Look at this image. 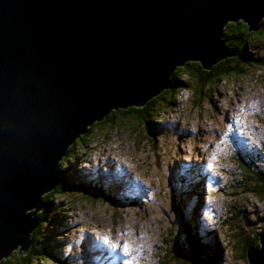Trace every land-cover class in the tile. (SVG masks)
<instances>
[{"label":"water","instance_id":"95a60500","mask_svg":"<svg viewBox=\"0 0 264 264\" xmlns=\"http://www.w3.org/2000/svg\"><path fill=\"white\" fill-rule=\"evenodd\" d=\"M263 16L264 0H0V258L27 251L39 196L59 195L57 163L89 125L177 87L185 60L233 55L218 27ZM260 258L264 234L246 264Z\"/></svg>","mask_w":264,"mask_h":264},{"label":"rangeland","instance_id":"374dc122","mask_svg":"<svg viewBox=\"0 0 264 264\" xmlns=\"http://www.w3.org/2000/svg\"><path fill=\"white\" fill-rule=\"evenodd\" d=\"M222 41L220 44L223 47L226 46L225 50L227 47H231L223 38ZM186 62L188 60H185L183 64ZM244 65L248 66V63L245 62ZM208 94L210 93L208 92ZM153 96L155 95L150 97ZM186 96L187 94H183L179 98L183 99ZM245 97L252 98L255 106V110L247 113L248 124L256 125L250 126L256 133L251 135L250 144L246 149L249 151L258 148L257 142L261 137L264 140V68L260 67H250L248 73L240 79L221 81L216 97H212V104L207 100L201 107L196 108L192 96H189L183 103H179V106L173 109L164 121L159 122L158 132H162V135L156 138L155 148L149 145L146 140H142L143 137L140 135L142 128L135 125L133 128L129 126L122 129L110 128L109 133L107 131L105 136L92 138L91 142L86 145L88 153L72 162L74 166L81 171H88L95 167L100 160L103 163V171L101 170L98 177L109 188L110 174L109 171H105L109 168L107 164L110 162L109 159L112 160L111 157L115 156L125 159L138 174L150 183L146 186L157 198V202L153 203L154 197H147L148 191H136L133 186H129L127 191L133 194L134 198L138 196L143 201L136 204L123 202L119 206L111 204L114 209L103 203L106 200H101L102 202H99V199L90 201L91 194H98L90 188L84 189V198L73 197L72 201L63 199L67 204L66 221H68V224L65 221V242L75 246L67 255V264H89V257L80 253L76 240L82 239L83 233L96 230L107 231L109 226H114L112 222L116 224V228H121V224L124 223L123 227L129 229L135 249L134 264H200L198 258L205 257L201 236L195 235L190 230L180 236H176L177 232H174L172 236H167V220L171 219L173 225L177 224V226V221L185 222L186 209L179 202V196L176 195L172 180L168 181V174L172 173L170 170L172 163L182 157L183 153L200 152L206 144L217 138V132L223 123L224 110ZM136 106L142 105L137 104ZM257 118L258 121L255 122ZM168 122H171L169 127L166 126ZM248 132L250 131L248 130ZM223 145V142L219 140L215 166L221 168L226 165L230 177L228 179L229 186L223 194H216L218 203L212 207L213 210L228 213L221 217L222 231L219 233V240L220 246L223 247V255L222 260L220 259L217 264L231 262L228 246L230 240H226V237L230 238L232 233H239L240 236L241 232L242 235L243 233L246 235V219L249 217L250 220H256L260 215L264 216V206L261 210L257 198L238 190L239 169L234 157L227 161L228 150L224 149ZM257 157L261 160L257 161L259 167L264 169V156L257 155ZM83 161L88 162L81 164ZM247 161L249 160H244V162ZM223 177L225 180L226 175L223 174ZM181 192L182 201L187 200L186 202H188V199H192L194 196L193 191L184 192L182 190ZM234 193H237L241 199L238 209H234L236 215H234V211L230 213L233 208L229 204L234 198ZM200 204L199 201L197 206L199 207ZM246 211L248 213L245 219ZM26 212L30 213V209H26ZM247 226L250 225L247 223ZM97 227L99 228L96 229ZM173 229L174 227H172V231ZM198 231L201 233L200 230ZM205 241H210V239H204L203 242ZM190 242H195L197 246L190 248ZM181 248V260L177 261L173 256L174 250L181 251ZM262 259L260 258V262Z\"/></svg>","mask_w":264,"mask_h":264},{"label":"trees","instance_id":"16d2710c","mask_svg":"<svg viewBox=\"0 0 264 264\" xmlns=\"http://www.w3.org/2000/svg\"><path fill=\"white\" fill-rule=\"evenodd\" d=\"M258 25L260 28L257 30H244V22L229 21L222 26V30H219L218 27L221 38L231 46L227 48L233 50L234 55L218 61L206 70H201L198 61H188L177 66L170 75L176 81L177 87L162 88L158 93L152 94L155 96H147L146 102L142 106L135 105L113 109L100 121H95L89 125L84 133L76 137L57 163L56 171L59 178L56 184L59 195L45 198V193H41L39 196L43 205L37 215V225L31 234L32 243L30 247L26 252L22 249H13L8 255L0 258V264H66L64 263L65 259L59 255V249L63 243L61 236H64L66 221V204L63 199L65 201L67 199L72 200L69 196L74 195V193L79 195L78 197H83L86 188L93 189L98 193L91 194L89 200L101 198L100 195L104 193L100 187L96 186L90 179L85 178V175L72 164L78 157L88 153L87 142H91L94 137L105 136L107 131L109 133L110 128L122 129L128 126L133 128L135 125L142 128L140 131L142 140H146L149 145L155 148L157 141H155L154 130L160 124L159 122L164 120L175 108L178 97L181 98L183 94H187V97L192 96L194 106L196 108L201 107L207 100L212 101L210 92L214 91L215 93L223 79H240L247 74L246 72L250 67L264 68V28H262L264 18H261ZM257 48L263 50L260 56L255 55L254 50ZM245 62L248 63V66L244 65ZM185 73L188 77H183ZM257 161L261 160L236 162L239 169L238 190L254 196L260 202L258 204L264 206V169L259 167ZM177 195L179 202L182 203L180 192ZM102 197H104L103 194ZM59 198L61 199L59 200ZM107 201L112 202L110 196ZM240 201V196L238 197L237 193H234V198L229 203L233 208L230 213L234 209H238ZM260 209L263 210V208ZM247 213L246 211L244 214L245 219ZM234 215H236L235 211ZM196 218L194 211L189 214L188 218L185 217L186 220L193 221V224H186L184 232L187 233L190 230L195 235L201 236L205 257L198 258L200 264H217L220 259L222 260L223 255V250L217 242V234L212 230H204L201 225L197 224ZM259 219L261 222L256 224L249 218L246 219L250 225L246 227V230L250 231V233L247 232V236L242 235L241 232L240 236L239 233H232L230 238L226 237V240H230L228 246L232 264H246L247 248L259 247L260 235L264 234V216L260 215ZM204 239H210V241L203 242ZM59 241L62 243H58ZM189 244L190 248L197 246L195 242ZM176 253L175 258L182 254L178 250Z\"/></svg>","mask_w":264,"mask_h":264},{"label":"clouds","instance_id":"9594fccd","mask_svg":"<svg viewBox=\"0 0 264 264\" xmlns=\"http://www.w3.org/2000/svg\"><path fill=\"white\" fill-rule=\"evenodd\" d=\"M262 51L263 50L260 48L254 50L255 55L257 56H260ZM225 58H222L219 61ZM183 77H188V75L185 73ZM226 80L227 79H223L222 81ZM210 93L212 94V97H216L217 89L215 93L214 91ZM187 98V96L183 99H180L178 97L175 108L179 106V103H183L184 101H186ZM210 104H212V101L210 102ZM252 110H255V106L253 104L252 98L249 99L248 97L241 98L239 101L226 108L222 115L223 123L219 128V131L217 132L218 137L215 138L211 143L206 144L205 147L200 150V152H191V154L183 153L182 157L178 158L175 162L172 163V168L170 169L172 173L168 174V181L172 180L176 195L178 192L182 194V190H184V192H194V196L192 199H188V202H186L187 200L182 202L184 208L186 207L185 217L188 218L189 214L194 211L197 216L196 222L198 225H201L204 230H212L215 231L216 234L218 233L217 242L219 244V233L222 231L221 217L223 214L227 215L228 213L225 211L221 212L213 210L212 207L213 205L218 203L216 194H223V192L229 186L228 179L230 177V174L227 171L226 165H223L221 168L215 166V159L218 155V142L219 140H221L224 144V149L226 148L228 150L226 156L227 161L231 157H234V161L239 163L244 160L254 162L257 159H260L259 157H257V155L263 157L264 140H262V137L257 142L258 148L246 151L247 147L250 144L251 135H255L256 133V131H252V127H250L256 125L254 123L252 125L248 124L247 113L251 112ZM257 121L258 118L255 122ZM170 125L171 122H168L166 126L169 127ZM158 126L154 130L156 138L162 135V132H158ZM248 130L250 132H248ZM156 138L155 141H157ZM111 158L112 160L107 163L109 168L105 170L106 172L109 171L110 174V181L108 182L110 185L109 188L107 185L103 184L98 177V174L101 172V170L103 171V163H101L100 160L92 169L88 171L80 170L85 175V178L90 179L96 186L100 187L103 190L104 193L102 194L104 195V197H102L101 194V198H97L96 200L99 199V202H102L101 200H108V197L110 196L112 202L106 200V202L103 203L107 204L112 209H114V206H112L111 204L119 206L123 202L136 204L143 201V199L138 196L134 198L133 194L127 191L129 186H133L136 191H148L149 194L147 197H154L146 186L150 183L147 182L140 174H138L136 170L129 165V162L127 160L118 158L116 156ZM85 162L88 161H83L81 164H85ZM223 174L226 175L225 180ZM78 196L74 193V195H70L69 197L72 200L73 197L81 198ZM60 199L61 198H59V200ZM72 200L67 199L66 201ZM199 201L201 202V204L198 207L197 203ZM156 202L157 198L153 200V203ZM259 207L263 208V205L259 204ZM66 210L67 204L65 206V213ZM252 221L255 222V224L261 222L259 218ZM66 222L68 224V221ZM177 223L178 226L177 224L173 225L171 219L167 220V236H172L174 232L178 233L176 236L184 234L185 225L188 223L193 224V221L185 219V222L177 221ZM112 224L114 226H109V230L107 231L99 232L98 230H96L88 233H83L81 235L82 239L76 240L80 253L89 257V264H134L135 249L133 247L132 237L129 234V229L123 227L124 223L121 224V228H116V224H114L113 222ZM245 226L247 227V223ZM172 227H174L173 231ZM98 228L99 227H97L96 229ZM65 236L66 235L64 229V236H61L63 239V243L62 241H59L58 243H62L59 249V255L62 259H65L64 263L67 264V255L73 250V247L75 246L69 242H65ZM83 240L84 242H82ZM221 248L223 250V247ZM174 252L176 253L175 250ZM173 256L176 257L175 254H173ZM176 260H181V256H179V258H176ZM263 260L264 258L262 259V261ZM229 264H232V262H230Z\"/></svg>","mask_w":264,"mask_h":264},{"label":"bare ground","instance_id":"6f19581e","mask_svg":"<svg viewBox=\"0 0 264 264\" xmlns=\"http://www.w3.org/2000/svg\"><path fill=\"white\" fill-rule=\"evenodd\" d=\"M142 104H144V101L142 102ZM142 104H139V105H142ZM109 161H111L110 159H109ZM28 208V207H27ZM27 208H25V210L27 209ZM34 230V229H33ZM33 230L31 231V233H30V239H31V234H32V232H33ZM146 239V238H145ZM21 240V239H20ZM31 243H32V240H31ZM31 243H30V245H31ZM30 245L28 246V248L30 247ZM28 250V249H27ZM24 252H26V251H24Z\"/></svg>","mask_w":264,"mask_h":264},{"label":"flooded vegetation","instance_id":"af4514ba","mask_svg":"<svg viewBox=\"0 0 264 264\" xmlns=\"http://www.w3.org/2000/svg\"><path fill=\"white\" fill-rule=\"evenodd\" d=\"M89 143H90V142H87V144H89ZM87 144H86V145H87Z\"/></svg>","mask_w":264,"mask_h":264}]
</instances>
